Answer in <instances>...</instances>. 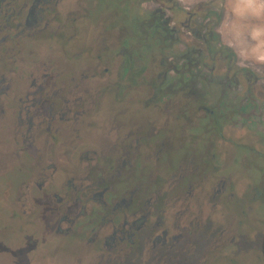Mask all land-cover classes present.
Returning a JSON list of instances; mask_svg holds the SVG:
<instances>
[{
	"label": "flooded vegetation",
	"instance_id": "af4514ba",
	"mask_svg": "<svg viewBox=\"0 0 264 264\" xmlns=\"http://www.w3.org/2000/svg\"><path fill=\"white\" fill-rule=\"evenodd\" d=\"M221 18L213 2L0 0L16 262L219 264L262 229L264 73Z\"/></svg>",
	"mask_w": 264,
	"mask_h": 264
},
{
	"label": "rangeland",
	"instance_id": "374dc122",
	"mask_svg": "<svg viewBox=\"0 0 264 264\" xmlns=\"http://www.w3.org/2000/svg\"><path fill=\"white\" fill-rule=\"evenodd\" d=\"M187 7L196 4L212 3L221 12V26L219 33L223 37L224 42L233 49L239 56L240 61L246 66L264 73V62H259L254 56L243 58L239 55L241 50L250 51L260 43V39L254 40L252 32L256 28H264V8H258L260 4H264V0H178ZM252 5V7H249ZM125 6V5H124ZM125 8V7H124ZM5 178L0 176V205L4 201L3 190L5 188ZM258 187L260 182H253ZM261 185V184H260ZM252 187V194L255 191ZM0 206V236H5L10 230L12 233H20V227H24L19 220L10 221L8 215ZM9 226L8 230L6 227ZM13 245L17 240L11 239ZM238 248L234 247V251L227 258L220 260L219 264H264V226L254 228L252 236L246 240V236H241L238 241ZM14 247L4 244L0 241V264H19L16 262V252ZM234 259V262L232 261ZM37 264H62L61 261L42 262Z\"/></svg>",
	"mask_w": 264,
	"mask_h": 264
},
{
	"label": "clouds",
	"instance_id": "9594fccd",
	"mask_svg": "<svg viewBox=\"0 0 264 264\" xmlns=\"http://www.w3.org/2000/svg\"><path fill=\"white\" fill-rule=\"evenodd\" d=\"M249 7H252V5H249ZM258 8H264V4H260ZM262 36H264V28H256L253 30L252 38L254 40L260 39ZM239 55L243 58H248L251 55L254 56L257 61L264 62V39H260V43L251 48L250 51L241 50Z\"/></svg>",
	"mask_w": 264,
	"mask_h": 264
}]
</instances>
